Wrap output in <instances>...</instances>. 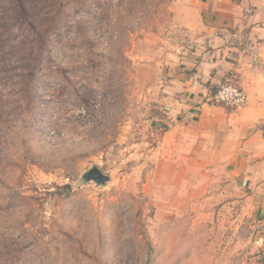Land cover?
<instances>
[{
  "label": "rangeland",
  "instance_id": "1",
  "mask_svg": "<svg viewBox=\"0 0 264 264\" xmlns=\"http://www.w3.org/2000/svg\"><path fill=\"white\" fill-rule=\"evenodd\" d=\"M206 20L196 0H0V264H264L233 179L161 148Z\"/></svg>",
  "mask_w": 264,
  "mask_h": 264
},
{
  "label": "crops",
  "instance_id": "2",
  "mask_svg": "<svg viewBox=\"0 0 264 264\" xmlns=\"http://www.w3.org/2000/svg\"><path fill=\"white\" fill-rule=\"evenodd\" d=\"M207 14V35L173 66V99L161 148L198 170L233 179L251 213L264 214V0H196ZM251 13L244 18L245 9ZM235 75L247 104L235 109L211 100Z\"/></svg>",
  "mask_w": 264,
  "mask_h": 264
},
{
  "label": "built area",
  "instance_id": "3",
  "mask_svg": "<svg viewBox=\"0 0 264 264\" xmlns=\"http://www.w3.org/2000/svg\"><path fill=\"white\" fill-rule=\"evenodd\" d=\"M251 13V9H245L244 18ZM211 100L217 104H223L235 109L247 104V96L237 82L235 75L226 76L216 87L211 95Z\"/></svg>",
  "mask_w": 264,
  "mask_h": 264
},
{
  "label": "water",
  "instance_id": "4",
  "mask_svg": "<svg viewBox=\"0 0 264 264\" xmlns=\"http://www.w3.org/2000/svg\"><path fill=\"white\" fill-rule=\"evenodd\" d=\"M83 176L86 181L92 180L97 184H104L109 180V177L103 174L97 167H91Z\"/></svg>",
  "mask_w": 264,
  "mask_h": 264
},
{
  "label": "trees",
  "instance_id": "5",
  "mask_svg": "<svg viewBox=\"0 0 264 264\" xmlns=\"http://www.w3.org/2000/svg\"><path fill=\"white\" fill-rule=\"evenodd\" d=\"M215 90H216V88L214 89V91H213L212 93H214V92H215Z\"/></svg>",
  "mask_w": 264,
  "mask_h": 264
}]
</instances>
